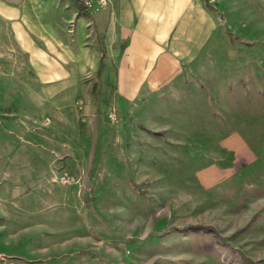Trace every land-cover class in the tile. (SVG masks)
Returning <instances> with one entry per match:
<instances>
[{
	"label": "rangeland",
	"instance_id": "374dc122",
	"mask_svg": "<svg viewBox=\"0 0 264 264\" xmlns=\"http://www.w3.org/2000/svg\"><path fill=\"white\" fill-rule=\"evenodd\" d=\"M203 3L215 26L186 61L187 89L154 98L159 122L149 123L152 107H110L112 91L95 83L90 102L61 112L81 120L71 143L53 107L27 117L11 97L0 106V264H264V0ZM120 115L168 145L152 156V182L118 194L97 150L113 146L100 132L113 136ZM61 146L88 155H59ZM141 158L131 157L130 175ZM95 175L105 183L96 192L90 183L84 222L60 213L49 182Z\"/></svg>",
	"mask_w": 264,
	"mask_h": 264
},
{
	"label": "crops",
	"instance_id": "0c3cea01",
	"mask_svg": "<svg viewBox=\"0 0 264 264\" xmlns=\"http://www.w3.org/2000/svg\"><path fill=\"white\" fill-rule=\"evenodd\" d=\"M203 2L105 0L92 10L83 8L79 0H0V106L11 97L13 107L27 117L42 105L53 107L61 126H56V131L65 135L62 139L66 143H71L78 140L75 130L81 120L68 121L61 112L70 108L75 98L90 102L89 92L95 83L98 90L112 91L110 107H152L149 123L159 122L154 98L160 92L187 89L182 83L186 61L197 58V48L215 26L214 11ZM201 90L213 87L204 86ZM8 112L20 120L14 111ZM99 121V117L93 121L96 130ZM114 123L124 125H119L113 136L106 130L100 132L110 134L113 146L97 151L106 166L101 171L113 172L107 174V183L121 194L129 182L153 181L152 156L163 151L168 142L164 137L137 130L133 120L124 115L117 116ZM62 148L59 155H88V149L83 147L70 151ZM138 154L142 156L141 163L130 175L128 164ZM88 168L92 169L90 163ZM95 179L68 185L49 182V195L54 196L52 202L60 213L66 206L68 212L84 222V200L90 183H94L93 192L105 183L100 175H95ZM71 225L74 223L68 222Z\"/></svg>",
	"mask_w": 264,
	"mask_h": 264
},
{
	"label": "built area",
	"instance_id": "2783aa9c",
	"mask_svg": "<svg viewBox=\"0 0 264 264\" xmlns=\"http://www.w3.org/2000/svg\"><path fill=\"white\" fill-rule=\"evenodd\" d=\"M79 2L83 8L95 10L98 7L102 6L105 3V0H97L96 4H93L92 0H79ZM110 115L111 114H109V116ZM61 178L63 179L64 177Z\"/></svg>",
	"mask_w": 264,
	"mask_h": 264
}]
</instances>
